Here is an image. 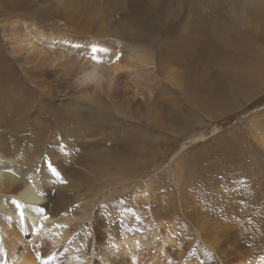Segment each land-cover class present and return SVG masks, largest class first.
<instances>
[{"label":"bare ground","instance_id":"obj_1","mask_svg":"<svg viewBox=\"0 0 264 264\" xmlns=\"http://www.w3.org/2000/svg\"><path fill=\"white\" fill-rule=\"evenodd\" d=\"M166 1L154 0L149 6H145L143 0H122L119 8L131 16L129 19L125 18L128 26L98 38L97 34L110 24L104 5L80 4L77 0H0V14L22 12L32 16L28 20L15 15L1 25L2 37L20 71L15 72V67L6 61L0 51V130L6 133L3 139L0 136V264H41V261L43 264H57L63 250H71L74 244L79 243L77 236L72 233L76 217L64 196L65 192L51 190L53 187L69 188V182L62 179V175L59 174L57 178L50 171L51 168L59 173V169L51 165L52 160L46 165L42 163L38 170L31 167V164L34 167L36 165L34 158L32 160L33 154L40 152L37 138L46 135L50 128V135L57 137L63 133V139H72L67 143L64 154L62 153L65 159L79 158L82 155L78 149H85L87 154L83 153V156L101 168L111 170L110 178L119 180L120 176H125L128 172L136 157L150 159L153 163L157 158H162V153L154 147L157 141L150 137L149 132L159 131L167 122L162 119L161 114L152 119L146 112L151 105L152 93L147 88H141L138 80L142 74H154L160 69L163 72L169 71L165 75L169 88L179 90L182 100L200 112L199 122L203 117L217 120L227 110L238 107L256 94L258 87L254 86L251 90L250 87L264 79V53L249 41V28L238 23L235 18L245 15L243 8L246 6L252 9L263 7L264 0H236L238 3L233 0H186V14L190 21L185 28L186 32L170 42L166 40L169 42V50L166 56L154 65V72H151L146 65L153 64L148 53L145 50H132L127 53L122 48V42L125 37L131 35L129 26L133 24L132 17L152 22L148 32H137L138 43L150 40V35L161 32L166 21L165 14H161V8ZM241 4L243 7H239ZM49 22L51 29L44 27ZM59 22L63 24L58 25ZM65 30L75 34L89 32L96 39H76L64 33ZM94 46L104 50L97 53L100 62H94L90 58L91 48ZM163 46V42L158 46L161 51ZM241 68L243 72L240 71ZM35 70H38V73H34ZM228 70L232 72L229 73ZM50 71L59 72L58 78L65 80L64 87L68 91L53 95L48 89H40L35 106L26 94V81L37 88V82L44 81L40 80V77L47 76ZM77 93L83 97H94L97 107L102 109H108L114 104L132 103L135 99L140 100L145 94L148 103L135 105L144 106V114H139L129 107L116 111L127 119H133L132 122H119L115 115L99 110L86 114L82 110L88 107L83 105L74 108L75 105L68 103L50 104L49 100L54 97L59 96L62 101L66 96L72 97ZM159 94L162 95V88ZM171 94L165 92V95L172 98L166 104L179 102ZM102 97L105 102L100 101ZM232 98L235 101L228 105ZM33 110H36V116L29 123ZM40 119L46 120L40 123ZM217 131L218 128H215L210 132ZM94 137L101 138L88 146L83 144L82 140ZM205 137L206 134L202 131L193 133L179 150L170 151L173 153L170 162L187 146L202 142ZM123 139L125 143L121 144ZM259 141L264 145V135ZM17 153H21L22 163L13 160L15 157L12 156ZM87 159L85 161L89 162ZM60 180L66 183H61ZM230 182L231 180L222 182L219 187L211 189L212 192L199 190L194 195L191 194L187 203L186 197L176 201L180 206L185 203L183 208H189L185 206L192 203L191 214H195V211L205 212L207 210L204 211V208L208 206L209 212L221 207L222 212L228 208L233 210V205L240 199L236 198L240 188L238 180L235 183ZM173 184L177 187V183ZM261 185L264 186V182ZM221 190L227 193L216 195L221 193ZM261 195L264 198L263 192ZM41 196L46 198V203L39 201ZM17 203L23 205V209H17ZM252 204H256L254 200ZM33 207L43 211H34ZM68 209L69 212L66 213ZM21 211H24L23 220L20 218ZM159 226L157 229L152 228L148 238L153 241L158 231V234L162 235L160 249H147L142 234L123 232L113 237L104 248L102 256L99 259L96 257L94 262L95 250L87 246L85 250L90 251L91 258L87 259L82 251L81 254L86 256L87 260L81 264H116L115 261L122 262L119 264H156L162 253L178 246L176 238H179L174 228L162 226L160 230ZM191 233L196 238L192 240H198L201 244L199 246L193 241L194 246H198V249L204 250L206 254H198L196 247L190 250L192 257L189 260H180L179 263L205 264L207 253L217 251L221 245L218 239L224 237V232L217 237L212 225L211 231L196 226ZM25 237L30 243L37 245L36 252L42 251L40 259L35 253L31 257L22 256ZM137 242L139 248L136 247ZM47 247L52 248L51 252L47 251ZM53 251L55 253L51 255ZM148 253L154 254L147 258V255H150ZM262 256L264 254L260 253L239 256L232 262L221 257L216 259L221 264H261Z\"/></svg>","mask_w":264,"mask_h":264},{"label":"rangeland","instance_id":"obj_2","mask_svg":"<svg viewBox=\"0 0 264 264\" xmlns=\"http://www.w3.org/2000/svg\"><path fill=\"white\" fill-rule=\"evenodd\" d=\"M77 1L80 4H101L106 7L105 13L110 24L105 27V30H101L97 34L98 38L107 36L113 31L122 30L125 25L126 27L128 26L125 18L129 19L131 16L127 11L119 8V3L122 0ZM152 1L154 0H143V3L145 6H149ZM233 1L238 3L236 0ZM186 4V0H167L161 8V14H165L166 19L161 32L150 35L151 39L145 42L138 43L137 32L139 34L148 32L152 27V22L132 17L133 24L129 26L131 35L124 38L125 40L122 42L123 50L127 53L132 50H140V52L145 50L153 61L152 65L146 64L148 66L147 69L154 72V65L162 57L166 56L165 54L169 50V42L174 38L183 36L186 32L185 28L190 23L186 14ZM239 7H243V5L241 4ZM243 10L245 15L242 18H235V20L249 28L250 34L247 35L249 41L256 48L259 47L261 52L264 53V6L255 9L246 6ZM15 15L22 16L28 20L32 16L22 12L0 14V51L1 53L3 52L2 54L5 56L6 61L12 67H15L14 71L17 72V70L20 71V68L16 66L15 59L7 49L6 42L2 37L1 26L6 20ZM50 23L44 27L51 29ZM59 24L63 23L59 22ZM63 32L76 39H96L89 32L82 34H75L66 30ZM166 40L169 42L167 43ZM162 42L165 46L162 47L161 51L158 46ZM167 67L178 71L173 67ZM228 71L229 73L232 72ZM240 71L243 72L242 68ZM168 72H163L160 69V71H155L154 74L144 73L138 80L142 89L147 88L152 93L151 105L146 112L152 119L161 114L162 119L167 122L159 131L152 130L149 132L150 137L155 138L157 141L154 146L156 151L162 153V158L159 160L157 158L155 163L141 156L136 157L133 160V164L129 166L130 169H128L125 176H120L119 180H113L110 178L111 170L101 168L94 161L83 156V153L87 154L85 149H78L82 155L79 158L73 160L65 159L63 154L67 147L66 145L72 139L66 137L69 140L66 141L62 138L63 133L57 137L50 135V128L46 135L37 138L40 152L33 154L32 160L34 158L36 165L34 167L31 164V167L38 170L42 163L46 165L50 163L49 160H52L51 165L59 169V174L62 175L61 178L66 179L70 186L69 188L53 187L51 190L65 192L64 196L66 200L68 199L71 205L70 209L74 210L76 217L75 225H72L74 226L72 233H75L73 235L77 236L79 243L74 244L71 250H63L60 253L62 257L57 264H81V262L91 258L90 251L85 250L87 246L95 250L93 253L94 262L102 256L104 248L114 239L113 237L123 232L126 234L132 232V234H142L145 237L147 249L150 251L152 249H160V238L162 235L158 234V231L153 241L148 238L152 228H156L159 225L158 229L160 230H162V226L164 228L168 227V229L174 228V231L178 232L176 234L179 238H176L178 246L169 248V251L162 253L160 255L161 258H157L156 264H180V260L185 261L192 257L189 252L196 247L198 254L205 255V251L198 249V246L195 247L194 240H192L195 237H193L191 231L196 226L211 231L213 225L217 237L224 232V237L218 239L221 245L217 251L207 253L205 264H221L216 257L232 262L239 256L255 253L264 254V198L261 195L262 192L264 193V186L261 185L264 182V145L259 141L264 135V79L251 85L250 90L254 86H257L258 89L254 96L242 103L243 107H241L242 104L238 105V107L235 106L227 110L217 120L203 117L201 123L198 120L200 112L194 106L182 100L179 90L176 89V91L175 88H169L168 82L165 80V75ZM34 73H38V70H35ZM58 73V71H50L47 76L40 77V80L44 81H38L37 88L26 81V85L29 87L24 86L28 91L26 94L30 96V101H33L35 106L38 103L37 97L40 89L42 91L48 89L53 95L58 92L63 94L68 91L64 87L66 85L65 80L58 78ZM155 76L157 82L155 81ZM161 88L162 95L159 94ZM34 90H37V92ZM165 92L166 94L172 93L175 96L173 97L179 102L174 103L173 101L166 104L172 98L169 95H165ZM53 99L49 100L50 104L68 103L75 105L76 107L74 108H77L78 105H83L88 107L86 110H82L86 114H89L92 110H99L106 114L115 115L119 122L127 120L132 122L134 120L121 116L116 112L117 110L129 107L139 114H144V111H142L144 106L136 107L135 105L148 103L146 94L140 100L135 99L132 103L114 104L108 109L98 108L94 97H83L82 94L78 93L72 97L69 95L64 99L61 98V100L63 99L62 101H60L59 96ZM100 101L105 102V98L102 97ZM233 101H235L234 98L228 102V105ZM180 106H183V109ZM34 116H36V110L30 113L29 123L33 121ZM45 120L40 119L38 121L44 123ZM215 128H218V131L211 133V129ZM199 131L206 134L205 139L202 142L187 146L173 162H170L173 156L170 151L179 150L181 145L186 143L185 140L188 137ZM5 134L3 130H0L2 139L5 138ZM99 138L101 137L87 138L82 140V142L85 146H88L91 142H97ZM124 143L125 140L123 139L121 144ZM20 154H14L12 157H15V159L13 160L22 163ZM86 159L89 162L85 161ZM129 173L131 174L128 178ZM229 180H231L230 183H235L238 180V188H240L239 193L236 194V198L240 199L233 205V210L228 208L222 212L223 207H221L209 212L208 206L204 208V211L207 210L205 212L201 211L199 213V211H195V214H191L192 203L185 206L189 208H183L185 203L180 206L176 201L178 198L183 200L186 197L185 199L188 198L186 200L187 203L191 194L194 195L199 190L212 192L211 189L219 187L222 182L225 183ZM173 182L177 183V187L174 186ZM174 193L176 196H174ZM225 193L227 191L221 190V193L216 195L222 196ZM0 198H2L1 195ZM252 200L256 204L251 205ZM39 201L46 203V198L41 196ZM78 205L80 206L79 208ZM73 206L74 208H72ZM68 212L69 209L66 213ZM224 221L227 222L224 223ZM222 222L223 225H221ZM142 231L144 233H141ZM194 242L198 243L199 241L195 240ZM198 245L201 246L200 243ZM37 248L36 244L30 243L25 237L22 246L24 253L21 254L25 257H31L33 253L37 255ZM42 248L44 249L45 247L43 246ZM51 250L52 248L47 247L48 252H51ZM82 251H84L87 259L86 256L81 254ZM53 253L55 251L51 255ZM39 254L41 255L42 251ZM148 254L150 255H147V258L154 253ZM115 262L116 264L122 263L119 261Z\"/></svg>","mask_w":264,"mask_h":264},{"label":"snow or ice","instance_id":"obj_3","mask_svg":"<svg viewBox=\"0 0 264 264\" xmlns=\"http://www.w3.org/2000/svg\"><path fill=\"white\" fill-rule=\"evenodd\" d=\"M102 51H104L103 49H100V48H97V47H92L91 48V52H90V58L94 61V62H100L99 61V57L97 56V53L98 52H102ZM117 59H119V56H117ZM10 170V169H9ZM50 171H52L53 172V174L54 175H56L57 176V178H59V173H57L56 171H55V169H51L50 168ZM60 182L61 183H66V181H64V180H60ZM16 207H17V209H23V205H20L19 203H17L16 204ZM33 210L34 211H37V212H42L43 210L42 209H39V208H35V207H33ZM24 211H21L20 212V218L23 220L24 219ZM46 218V217H45ZM37 231H39V229H37ZM159 239V238H158ZM114 247V246H113ZM136 247L137 248H139V242H137V244H136ZM37 258L38 259H40V254L39 253H37ZM260 261H261V264H264V256H262V257H260ZM41 264H43V261H41Z\"/></svg>","mask_w":264,"mask_h":264}]
</instances>
